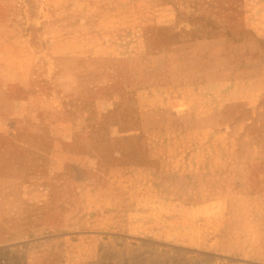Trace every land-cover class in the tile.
<instances>
[{
	"label": "rangeland",
	"instance_id": "rangeland-1",
	"mask_svg": "<svg viewBox=\"0 0 264 264\" xmlns=\"http://www.w3.org/2000/svg\"><path fill=\"white\" fill-rule=\"evenodd\" d=\"M8 1L35 38L67 24L47 48L100 104L140 93L152 160L111 172L75 232L35 213L52 191L42 164L0 166V264H264V0Z\"/></svg>",
	"mask_w": 264,
	"mask_h": 264
},
{
	"label": "crops",
	"instance_id": "crops-1",
	"mask_svg": "<svg viewBox=\"0 0 264 264\" xmlns=\"http://www.w3.org/2000/svg\"><path fill=\"white\" fill-rule=\"evenodd\" d=\"M33 21L21 4L0 0V166L8 172L42 164L52 175V191L43 197L41 187L32 200L35 213L83 231L103 208L101 184L111 172L151 168L140 93L100 104L92 76L77 75L68 54L47 48L71 36L67 24L45 22L35 38Z\"/></svg>",
	"mask_w": 264,
	"mask_h": 264
}]
</instances>
